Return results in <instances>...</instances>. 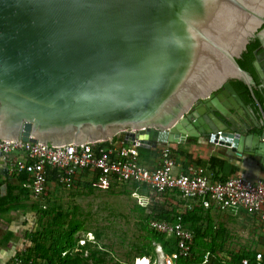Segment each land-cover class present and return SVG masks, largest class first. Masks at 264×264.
I'll return each instance as SVG.
<instances>
[{"label":"water","instance_id":"95a60500","mask_svg":"<svg viewBox=\"0 0 264 264\" xmlns=\"http://www.w3.org/2000/svg\"><path fill=\"white\" fill-rule=\"evenodd\" d=\"M263 23L264 0H0V140L206 139L264 170V122L235 125L247 108L230 84L264 118L258 59L257 83L237 63Z\"/></svg>","mask_w":264,"mask_h":264},{"label":"built area","instance_id":"2783aa9c","mask_svg":"<svg viewBox=\"0 0 264 264\" xmlns=\"http://www.w3.org/2000/svg\"><path fill=\"white\" fill-rule=\"evenodd\" d=\"M85 142L81 145L51 146L24 141H1L0 153L6 163V170L27 174L30 180L31 196L38 199L47 191V177L55 172V183L71 189L83 172H97L98 182L105 186L111 182L135 183L138 185L132 196L140 202L150 204L148 196L140 193L144 187L150 195L176 190L187 200H197L205 209L217 208L221 212L238 215L242 210L257 219L264 231V182H253L245 177H231L219 181L203 169L189 174H176V162L169 148L161 150V163L153 170L142 167L138 162V149L143 148L138 140L126 145L123 140ZM141 206V203H140ZM150 227L167 239H175L174 252L165 255L161 246L155 254L161 257L159 264H177L180 259L190 257L192 233L182 227L180 218L174 223L151 220ZM88 242L94 243L92 233H86ZM86 256V253H85ZM146 264H153L141 259ZM257 264H264L263 254L255 255ZM207 263V255L202 264ZM11 264H23L19 259ZM133 264H139V259ZM242 264H247L246 260Z\"/></svg>","mask_w":264,"mask_h":264},{"label":"trees","instance_id":"16d2710c","mask_svg":"<svg viewBox=\"0 0 264 264\" xmlns=\"http://www.w3.org/2000/svg\"><path fill=\"white\" fill-rule=\"evenodd\" d=\"M238 91L240 95L247 100H250L247 88L241 83H237ZM115 141V140H114ZM172 145V144H170ZM140 152L144 151L143 148L138 149ZM147 151V150H145ZM172 158L176 159L178 156H185L189 160H193L191 155L184 153L182 150H173L170 148ZM196 165L205 164L207 170L212 173L213 177L219 181L229 179L232 173V168L228 167L227 163L218 157H210L207 163L197 159ZM91 175V181L87 178ZM82 178L85 181L78 179L72 188L81 186L87 192H92L95 189L106 188L113 189L117 185H125L121 183L111 182L108 185L102 186L98 182L97 172H83ZM19 182V190L17 195H12V187L8 186L7 195L0 198V213L5 205L14 203V206L10 209H5L4 212L17 211L25 212L28 207L25 202L30 199V180L27 174H19L17 177ZM55 183V172L51 171L47 177V185ZM29 184V185H28ZM132 184V190L138 187L135 183ZM140 193L146 195L148 192L144 187L140 188ZM175 194L181 200L176 203L159 209L157 213L153 211L152 215H145L139 225L147 233V238L151 244L160 245L163 253L166 255L171 254L175 250V239H166L163 235L155 232L150 227L151 220L165 221L168 223H174L177 218H180L182 227L192 233L191 254L190 257L180 259L177 264H202L204 256L207 255L206 264H242L243 260L247 261V264H257L255 262V255L257 252L242 250L237 253L225 252V242L227 241V231L223 225H215L210 219L211 208L205 209L201 203L197 200H187L181 196L176 190L165 191L162 194ZM149 194V193H148ZM150 195V194H149ZM172 199V198H171ZM172 201L175 202L174 199ZM23 203V204H22ZM168 206V205H167ZM36 211L34 213L38 216L37 225L31 232L26 233L25 238L29 242L24 256L20 259L23 263L31 262L36 263L41 261L44 264H118L109 260L108 252L105 249L98 248L97 241L100 240V234L95 233L94 243L88 242L85 238L87 233L80 221L75 217L74 211H70L68 208L61 207L60 205L53 206H38L34 205ZM141 212L146 211V208L138 207ZM155 213V214H154ZM3 216V215H2ZM83 233L82 237L79 235ZM90 233V232H89ZM11 236V234H9ZM86 253V256H85ZM260 253L263 254L264 262V246ZM136 259H146L150 262H154V247L148 245L137 251ZM134 260V261H135ZM132 264V263H131Z\"/></svg>","mask_w":264,"mask_h":264},{"label":"rangeland","instance_id":"374dc122","mask_svg":"<svg viewBox=\"0 0 264 264\" xmlns=\"http://www.w3.org/2000/svg\"><path fill=\"white\" fill-rule=\"evenodd\" d=\"M85 180L82 178V181ZM132 191V184L129 183L117 185L116 188L113 186L111 190L100 188L92 192L83 189V184L65 189L50 183L47 185L44 197L29 199L25 202L28 210L24 212V217L29 222L20 233L23 237L27 231L31 232L35 229L38 221V214H35L38 209L33 208L35 204L40 207L60 205L74 211L76 219L82 223L87 233L90 232L93 236L96 232L100 234V240L97 241L98 248L108 252L109 260L118 264H133L137 251L141 248L151 245L154 247L155 253L157 246H160L150 243L147 233L139 225L141 219L145 215H152L153 211L157 213L159 209L169 207L171 203L178 205V201L181 199L171 193L165 195H149L147 193L146 195L151 197V201L147 207H144L147 205L146 201L140 202L134 199ZM138 207L146 208V211L141 212ZM34 211L36 212L34 213ZM209 213H211L209 217L213 223L217 226L218 224L223 225L227 231L225 252L237 253L242 250L260 252L262 250L264 231L257 219L246 215L242 210L238 215H233L213 207ZM24 214L19 213L18 215ZM82 236L83 233L81 232L79 237ZM156 256L155 254L153 264H159L162 261L160 256L157 258ZM139 264H146V262L139 259Z\"/></svg>","mask_w":264,"mask_h":264},{"label":"crops","instance_id":"0c3cea01","mask_svg":"<svg viewBox=\"0 0 264 264\" xmlns=\"http://www.w3.org/2000/svg\"><path fill=\"white\" fill-rule=\"evenodd\" d=\"M122 138L123 137L115 138V140L122 141ZM164 147H167L169 149L172 148L175 151L180 149L184 153L191 155L193 159L189 160L184 155L178 156L176 157V159L173 158L176 162L175 171L177 175L189 174L190 171H194L195 169H203L208 175H212V173L207 170L205 164L198 166L195 164V161L197 159H200L202 160V162L207 163L210 157L215 156L223 159L227 163L228 167L232 168V173H234L230 176V178L240 176L245 177L253 182H264V170L261 167V160L258 156L249 153H242L241 155H238L232 153L225 147L212 145L208 143L206 139H191L188 140L184 145L167 144L158 145L155 149L143 148L147 151H137L138 162H140L139 164L149 170L155 169L161 163V150ZM1 163L2 162L0 161V198H3L7 195L8 186L12 187L13 189L11 192L12 195H17L20 188V184L17 180L19 174L9 172L8 170H5V168L1 169ZM81 176L82 174L78 177V179H81ZM91 177V175L88 176V178H90L88 179L89 181H91ZM29 189L30 199L33 200L34 198H32L31 196V186H29ZM45 195L46 194H44V196ZM148 197L151 201V197ZM8 205L10 206L5 205L3 207V214L0 213V264H11L17 259H19L23 263L20 258L24 256V253L29 246V242L25 238L26 235L22 237L20 232L23 230V227L27 226L29 221L24 217L25 214L20 210H17L15 212L11 210L9 212H4L5 209L7 210L10 209L11 206L13 207L14 203H10ZM19 213L24 215H18ZM17 215L20 216L18 219H16L18 217ZM9 234H11V236H9ZM23 264L33 263L29 261ZM34 264L44 263L41 261H37Z\"/></svg>","mask_w":264,"mask_h":264},{"label":"flooded vegetation","instance_id":"af4514ba","mask_svg":"<svg viewBox=\"0 0 264 264\" xmlns=\"http://www.w3.org/2000/svg\"><path fill=\"white\" fill-rule=\"evenodd\" d=\"M255 35L256 36L250 40V43L247 45V49L242 54L241 58L237 60V63L240 66V68L246 71L257 83V77L253 68V63L256 62V60L258 59L259 70L264 74V50L262 48V43H264V23L258 29ZM237 83L238 82L235 80H230V84L239 94L240 98L244 102L248 111L244 110L239 115L238 114L232 115V119L235 121V125L238 127L242 125H249V126L255 125L257 127H260L264 122V118L257 113V110H255V107L251 99L247 102V100L240 95L237 89L238 88ZM220 92L221 89L216 91L214 93V96H217ZM255 94L259 98L258 93L255 92ZM200 105L201 103L198 104V107H200ZM223 125H225L224 122ZM253 131L256 134H260L262 130L254 129Z\"/></svg>","mask_w":264,"mask_h":264},{"label":"bare ground","instance_id":"6f19581e","mask_svg":"<svg viewBox=\"0 0 264 264\" xmlns=\"http://www.w3.org/2000/svg\"><path fill=\"white\" fill-rule=\"evenodd\" d=\"M156 258H157V256H156Z\"/></svg>","mask_w":264,"mask_h":264}]
</instances>
